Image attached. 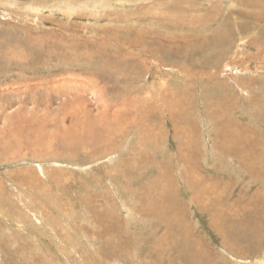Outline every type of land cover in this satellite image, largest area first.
I'll return each instance as SVG.
<instances>
[{"label":"rangeland","instance_id":"rangeland-1","mask_svg":"<svg viewBox=\"0 0 264 264\" xmlns=\"http://www.w3.org/2000/svg\"><path fill=\"white\" fill-rule=\"evenodd\" d=\"M69 1L0 0V264H264V0Z\"/></svg>","mask_w":264,"mask_h":264},{"label":"bare ground","instance_id":"bare-ground-1","mask_svg":"<svg viewBox=\"0 0 264 264\" xmlns=\"http://www.w3.org/2000/svg\"><path fill=\"white\" fill-rule=\"evenodd\" d=\"M81 1V0H80ZM104 1V0H103ZM93 2H94V5L96 6V1L95 0H93ZM139 3V2H138ZM5 4V3H4ZM8 4V2L6 3V5ZM173 4V3H172ZM8 5H10V4H8ZM37 5V4H36ZM196 5V4H195ZM58 7V6H57ZM38 8V7H37ZM59 8V7H58ZM68 8V10L69 11H71L72 9H74V4H73V1L71 0V1H69L68 2V5H67V7H66V9ZM195 8V7H194ZM65 9V10H66ZM76 9H74L73 10V12L75 11ZM71 13V12H70ZM73 14V13H72ZM71 14V15H72ZM176 18V17H175ZM155 21V20H154ZM103 39V38H102ZM260 42V41H259ZM222 44V43H221ZM240 46V45H239ZM238 52V51H237ZM248 57V56H247ZM263 64V63H262ZM240 68V67H239ZM248 69V68H247ZM249 70V69H248ZM250 71V70H249ZM239 75V74H238ZM94 81V80H93ZM246 81V80H245ZM101 85V84H100ZM107 85V84H106ZM243 85V84H242ZM38 86V85H37ZM172 87V86H171ZM152 88V87H151ZM95 89V88H94ZM97 89V88H96ZM153 89V88H152ZM91 90V89H90ZM49 91V90H48ZM78 91V90H77ZM80 91V90H79ZM92 91V90H91ZM90 91V92H91ZM95 91V90H94ZM148 91V90H147ZM150 91V93H151V90H149ZM159 91V90H158ZM252 91V90H251ZM64 92V91H63ZM96 92V91H95ZM154 92V91H153ZM187 93V92H186ZM99 94V93H98ZM76 95V94H75ZM60 97V96H59ZM95 97V96H94ZM141 98V97H140ZM144 98V97H143ZM142 98V99H143ZM231 98V97H230ZM59 99V98H58ZM101 99V98H100ZM147 99H149L148 97L146 98V100ZM67 100V99H66ZM79 100V99H78ZM77 100V101H78ZM137 100H140L139 98L137 99ZM137 100H136V102H137ZM82 101V100H81ZM80 101V102H81ZM148 101V100H147ZM145 102V101H144ZM75 103V102H74ZM138 103V102H137ZM136 103V104H137ZM156 103V102H155ZM166 103V102H165ZM234 104V103H233ZM81 105V104H80ZM153 105V104H152ZM138 106V105H137ZM37 110V109H36ZM81 110V109H80ZM134 112V111H133ZM90 113V112H89ZM149 114H150V112H149ZM96 115V114H95ZM136 115V114H135ZM151 115V114H150ZM103 116V115H102ZM156 116V115H155ZM80 117V116H79ZM153 117V116H152ZM85 118V117H84ZM81 119V118H80ZM84 120H86V119H84ZM90 120V119H89ZM92 120V119H91ZM82 121V120H81ZM93 121H95L94 119H93ZM114 123V122H113ZM132 123V122H131ZM88 125V124H87ZM94 126V125H93ZM109 126V125H108ZM107 126V127H108ZM105 127V126H104ZM130 127V126H129ZM87 128H90V126L89 127H87ZM96 128V127H95ZM146 128V127H145ZM236 129V128H235ZM80 130V129H79ZM95 130V129H94ZM106 130H108V129H106ZM144 130V129H143ZM228 130V129H227ZM227 130H226V132H227ZM234 130V129H233ZM81 131V130H80ZM87 131V130H86ZM75 132V131H74ZM88 132V131H87ZM102 132V131H101ZM104 132V131H103ZM110 132V131H109ZM224 132V131H223ZM234 132H236V131H234ZM262 132V131H261ZM91 133V132H90ZM95 133V132H94ZM237 133H238V131H237ZM92 134V133H91ZM221 134V133H220ZM232 134V133H231ZM240 134V133H239ZM93 135V134H92ZM104 135V134H103ZM159 135V134H158ZM228 135V134H227ZM91 136V135H90ZM97 137H98V134L96 135ZM157 136V135H156ZM233 136V135H232ZM80 137H82L81 135H80ZM110 137V136H109ZM112 137V136H111ZM110 137V138H111ZM162 137V136H161ZM221 137V136H220ZM224 137H225V134H224ZM227 137H229V136H226V138ZM242 137V136H241ZM89 138V137H88ZM100 138V137H99ZM102 138V137H101ZM232 138V137H231ZM234 138V137H233ZM237 137H235V139H236ZM9 139V138H8ZM229 139H230V137H229ZM10 140V139H9ZM76 140V139H75ZM90 140L91 139H88L87 141H89L88 143L89 144H87V145H90L91 144V142H90ZM102 140H105V137H104V139H102ZM237 140V139H236ZM249 140V139H248ZM233 141H234V139H233ZM232 141V142H233ZM239 141H241V140H239ZM97 142H99V140L97 141ZM106 142V141H105ZM72 143V142H71ZM104 143V141L103 142H100L98 145H101V146H103L102 144ZM112 143V142H111ZM233 143H235V142H233ZM237 143V142H236ZM21 144H22V142H21ZM24 144V143H23ZM53 144V143H52ZM95 144V143H94ZM226 144V143H225ZM241 145H242V143H240ZM105 145H108V144H105ZM104 145V146H105ZM127 145V144H126ZM243 145H244V143H243ZM22 146V145H21ZM47 146V145H46ZM71 146V145H70ZM224 146V145H223ZM48 147V146H47ZM75 147V146H74ZM73 147V148H74ZM94 147V146H93ZM100 147V146H99ZM238 147V146H237ZM245 147V146H244ZM248 147V146H247ZM83 148V147H82ZM29 149V148H28ZM33 149V148H32ZM90 149V148H89ZM49 150H51V149H49ZM28 151V150H27ZM76 151V150H75ZM78 152V151H77ZM74 154V153H73ZM110 156V155H109ZM81 157V156H80ZM109 158V157H108ZM103 162V161H102ZM97 164V163H96ZM102 164V163H101ZM166 171V170H165ZM164 171V172H165ZM167 172V171H166ZM195 172V171H194ZM162 173V172H161ZM196 175V174H195ZM197 177H199V175H197ZM28 178V177H27ZM175 178V177H174ZM159 179H160V177H159ZM24 180V179H23ZM157 181H159V180H157ZM156 182V181H155ZM158 183V182H157ZM195 183V182H194ZM154 184V183H153ZM156 184V183H155ZM160 184H162V183H160ZM163 185V184H162ZM109 187V186H108ZM118 187V186H117ZM154 187V186H153ZM153 187H152V189H153ZM159 187V186H158ZM164 188V187H163ZM157 189V188H156ZM201 194V193H200ZM125 198V197H124ZM123 198V199H124ZM159 201H160V203H161V208L164 206V205H166V200H162V199H158ZM199 200V199H198ZM156 208H154V211H155V213L158 215V216H160V213H157L156 211H157V206H155ZM164 207H167V208H170L169 206H164ZM257 210V209H256ZM169 214H170V211L169 210H167L166 211V217H168L169 218ZM173 219V218H172ZM170 220V219H169ZM171 221V220H170ZM242 223V222H241ZM218 225V224H217ZM242 225H245V226H248V224L247 223H245V224H242ZM219 229H221L222 231H227L228 232V230H226L225 228H224V226L222 225L221 226V224L219 223V227H218ZM243 228H244V226H243ZM256 229V228H255ZM220 230V231H221ZM237 233H238V231H236ZM245 232H247V231H245ZM252 233V232H251ZM228 234H230V233H228ZM243 234H244V232H243ZM227 235V234H226ZM245 235H247V234H245ZM94 236V235H93ZM228 236H230V235H228ZM259 236V235H258ZM106 237V236H105ZM248 238V237H247ZM187 241V240H186ZM259 241V240H258ZM263 240H261V242H262ZM260 242V241H259ZM200 245V244H199ZM176 246V245H175ZM229 250V249H228ZM199 260H202V262H203V255L201 254V253H199V255H198V258H197V260L196 261H194L193 262V264H198V261ZM262 262H263V260H261ZM201 262V261H200ZM260 262V261H259Z\"/></svg>","mask_w":264,"mask_h":264}]
</instances>
